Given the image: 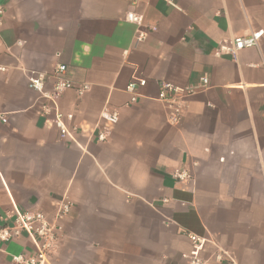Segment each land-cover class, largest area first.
<instances>
[{
	"label": "crops",
	"instance_id": "1",
	"mask_svg": "<svg viewBox=\"0 0 264 264\" xmlns=\"http://www.w3.org/2000/svg\"><path fill=\"white\" fill-rule=\"evenodd\" d=\"M0 216L72 214L50 264H189L187 234L207 239L205 264H264V36L236 58L221 44L264 31V0H0ZM143 17L141 26L126 21ZM140 31L148 35L138 42ZM59 65L91 90L58 100L74 116L63 140L28 86ZM208 89L178 127L159 84ZM144 78L137 104L125 88ZM53 108V107H52ZM117 111L118 124L100 120ZM105 131L108 141H97ZM186 170L190 179H176ZM165 200L167 202H165ZM34 254L23 235L0 243V264Z\"/></svg>",
	"mask_w": 264,
	"mask_h": 264
},
{
	"label": "built area",
	"instance_id": "2",
	"mask_svg": "<svg viewBox=\"0 0 264 264\" xmlns=\"http://www.w3.org/2000/svg\"><path fill=\"white\" fill-rule=\"evenodd\" d=\"M168 1V0H165ZM5 14L4 7L0 5V24ZM126 21L141 26L143 17L137 13H128ZM147 33L140 31L137 37L138 42H143ZM264 31L253 32L250 36L235 37L231 45H219L216 55H228L236 58L238 53L246 49L259 48ZM0 72H7V68L0 65ZM68 67L59 65L54 74L50 77L54 79L52 91L46 89L47 77L45 75L33 74L29 77L28 86L30 89L38 92L45 100L42 107V113L46 116L52 110L55 111L54 125L59 130L60 137L77 144L75 133L77 128L71 127L74 116L72 114H64L58 107L60 96L67 90H75L78 96L82 97L91 90V86L87 83L76 84L69 77ZM147 86V80L144 78L134 77L126 86L125 91L130 96L129 105L138 103L140 94L139 90ZM210 80L207 76L201 79V83L196 86H177L170 82H161L159 84V94L157 100L164 105L166 110V120L170 126L178 127L182 123L185 113L188 109V101L201 91L208 89ZM53 107V108H52ZM100 120L108 126L118 124L120 115L117 111L105 109L100 114ZM0 121L4 124L8 123L6 116H0ZM97 141L104 143L108 141L105 131H101L97 135ZM176 179L187 181L190 175L186 170L177 171ZM165 202H167L165 200ZM73 212V204L65 199L57 205L55 214L51 217L43 212H22L14 206L13 214L5 218L0 216V243H9L23 235H26L32 242L34 254L29 255L23 253L12 257L14 264H50V259L54 251L57 249L64 232L63 221ZM192 242V249L185 258L189 264H205L202 258V252L207 243V239L187 234Z\"/></svg>",
	"mask_w": 264,
	"mask_h": 264
}]
</instances>
